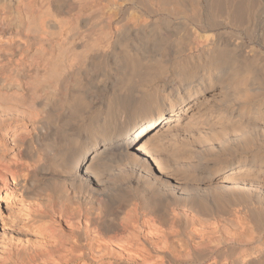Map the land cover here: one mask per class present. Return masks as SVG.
Masks as SVG:
<instances>
[{"label":"bare ground","instance_id":"1","mask_svg":"<svg viewBox=\"0 0 264 264\" xmlns=\"http://www.w3.org/2000/svg\"><path fill=\"white\" fill-rule=\"evenodd\" d=\"M167 1L204 48L126 0H0V192L49 219L0 264H264V68L214 41L248 0Z\"/></svg>","mask_w":264,"mask_h":264},{"label":"rangeland","instance_id":"2","mask_svg":"<svg viewBox=\"0 0 264 264\" xmlns=\"http://www.w3.org/2000/svg\"><path fill=\"white\" fill-rule=\"evenodd\" d=\"M155 1L156 2L154 3H150L148 0H131V1L126 0L125 5L123 7V12L118 16V18L123 19L125 17L127 18V16L129 17L130 15H133V16L135 15V17L140 16L142 19H145V20L151 19L152 21L167 20V19L178 21L176 19H179V22L183 24L182 29H181L182 31L179 34L180 38H183L182 39L183 42L184 43L185 42L195 43L198 48L200 47L199 49H202L205 47L204 45L207 40L206 38L207 34H202L200 33V31L197 30L198 29L196 28L197 25L195 26L196 22L193 24L194 21L192 22V20L190 21V19L184 20L181 16H177V17L173 16L175 14H171L168 11L171 8L170 9L162 8L160 4L158 5L159 3L158 0H155ZM263 1L264 0H260V2L259 0H256V1L248 0V3H247V5H249L248 6L249 8L248 16H250V19L248 18V21L244 22L245 24L241 23V25L238 24V26H237V23H235L232 20V18L230 19L231 17L229 15L230 10L228 9V7H230L229 6L230 2L227 1L224 3V6L225 5L226 6L225 8L224 7L221 8L222 13L219 10H218L219 13H217L218 11L214 12L213 14L214 18L218 22H221L220 23L221 26L219 25L215 31L216 37L214 38L215 39L214 41H215V44L217 43L218 44L217 46H219V48L221 47L220 49L223 50L222 54L225 57V59L233 56L237 59L238 62H243V61L251 62V64L253 63V65L255 66H258L260 64L259 67L264 68L263 67L264 66V45H263L264 41L261 40L262 34L264 32V13L261 11H258L261 7L264 6ZM205 2H207V0L200 1L201 12L202 11L205 12L206 10ZM249 2L251 3V5ZM193 3H194V0H176V1L169 0V2L168 1L166 2V4L170 7H172L173 4H176L178 6L184 5L185 7H187L188 5L193 4ZM253 6H254V9H253ZM129 9L130 10L133 9V10L130 11ZM181 9H183V7H181ZM223 11L225 12L226 15L223 14L224 13ZM204 12H202L203 17L205 16ZM183 22H185V24ZM242 25L243 26L245 25V26L243 27ZM201 42H203V44ZM14 191L16 192V190ZM14 191H12V189H8V190H4L0 192V258H3L5 256L3 255V253L4 254H6L7 252L11 253L13 251L15 252L16 250H18L17 251L18 254L19 253L21 254L19 256L26 257L25 255L27 254L28 250L36 247L38 245L37 244L38 240L41 238L40 233L42 232L40 231L39 228H37L38 225L45 223V221L46 222L49 221L48 218H44V217H39L37 218V220L31 221L28 216L29 209L27 208L28 207V205H26L27 203L25 202L23 203L21 199H19L20 198L19 195L15 193ZM263 232L264 230H262L260 234H257L255 232L254 235H252L255 237L254 238L255 241H256V237H259V236L264 237ZM175 244H178V243H175ZM15 246H17L16 249L14 248ZM218 250L225 251L226 247L221 246ZM215 252L216 251H213L211 256L214 255ZM13 262L11 264H17L16 262L14 263ZM81 263H82L81 261H78L75 264H81ZM201 263L202 262L199 260L188 259V260L182 261L177 264H201Z\"/></svg>","mask_w":264,"mask_h":264}]
</instances>
